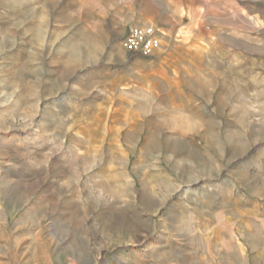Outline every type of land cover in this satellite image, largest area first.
I'll return each instance as SVG.
<instances>
[{
	"label": "rangeland",
	"instance_id": "rangeland-1",
	"mask_svg": "<svg viewBox=\"0 0 264 264\" xmlns=\"http://www.w3.org/2000/svg\"><path fill=\"white\" fill-rule=\"evenodd\" d=\"M244 4V73L214 51L216 95L115 101L149 58L108 0H0V264H264V18Z\"/></svg>",
	"mask_w": 264,
	"mask_h": 264
},
{
	"label": "crops",
	"instance_id": "crops-1",
	"mask_svg": "<svg viewBox=\"0 0 264 264\" xmlns=\"http://www.w3.org/2000/svg\"><path fill=\"white\" fill-rule=\"evenodd\" d=\"M108 1L114 19L117 16L125 19L123 27L118 26L120 30L126 29L125 34L131 27L151 25L161 36L157 55L141 70L128 66L115 74L113 85L121 95L115 101L216 95L213 52L226 53L221 63L226 78L230 77L231 69L236 70V65L237 72L244 73L239 62L228 58L229 52L244 42L242 19L247 13L244 3L255 2L254 26L256 23L258 27L264 18V0ZM227 19H234V26H228Z\"/></svg>",
	"mask_w": 264,
	"mask_h": 264
},
{
	"label": "built area",
	"instance_id": "built-area-1",
	"mask_svg": "<svg viewBox=\"0 0 264 264\" xmlns=\"http://www.w3.org/2000/svg\"><path fill=\"white\" fill-rule=\"evenodd\" d=\"M120 45L131 56L151 59L157 55L161 47V36L151 25L131 27Z\"/></svg>",
	"mask_w": 264,
	"mask_h": 264
},
{
	"label": "bare ground",
	"instance_id": "bare-ground-1",
	"mask_svg": "<svg viewBox=\"0 0 264 264\" xmlns=\"http://www.w3.org/2000/svg\"><path fill=\"white\" fill-rule=\"evenodd\" d=\"M82 51V50H81ZM91 51V50H90ZM76 61V60H75ZM80 61V60H79Z\"/></svg>",
	"mask_w": 264,
	"mask_h": 264
}]
</instances>
